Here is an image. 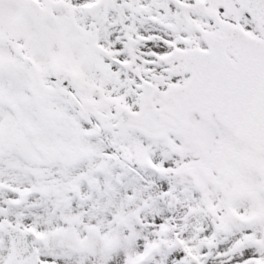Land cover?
<instances>
[{
	"label": "snow or ice",
	"instance_id": "6c2138e0",
	"mask_svg": "<svg viewBox=\"0 0 264 264\" xmlns=\"http://www.w3.org/2000/svg\"><path fill=\"white\" fill-rule=\"evenodd\" d=\"M0 264H264V0H0Z\"/></svg>",
	"mask_w": 264,
	"mask_h": 264
}]
</instances>
